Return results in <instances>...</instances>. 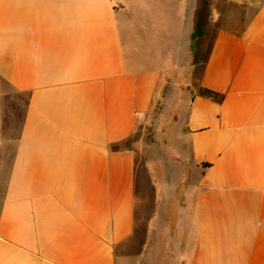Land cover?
<instances>
[{
  "label": "crops",
  "instance_id": "0c3cea01",
  "mask_svg": "<svg viewBox=\"0 0 264 264\" xmlns=\"http://www.w3.org/2000/svg\"><path fill=\"white\" fill-rule=\"evenodd\" d=\"M0 264H264V0H0Z\"/></svg>",
  "mask_w": 264,
  "mask_h": 264
},
{
  "label": "rangeland",
  "instance_id": "374dc122",
  "mask_svg": "<svg viewBox=\"0 0 264 264\" xmlns=\"http://www.w3.org/2000/svg\"><path fill=\"white\" fill-rule=\"evenodd\" d=\"M180 92V90L176 89L174 90V93ZM177 107V103L175 106V101H162L155 104L154 109L149 115V117L145 120V124L141 125L140 128H138V131L136 132L134 138L130 141L129 146L135 147L136 151L140 154V157L142 156V153L144 152V146L150 145L153 146L156 144L158 148L159 154H166V158L171 159H178L179 163L181 164V169L184 171L183 173H186L190 175V179L196 180L198 178V172L195 169V164L191 160L190 156V150L189 147L185 145H181L180 143L175 141V138L179 135L180 130V123L181 120H183L182 114L179 111H175L172 113ZM179 112V113H178ZM172 115L173 120V131L171 129V138L172 141L171 146L169 144H166V150H163V141L164 137H166L165 132H161L163 127L165 126V120L167 116ZM181 114V115H180ZM170 137V133H169ZM181 145V146H180ZM164 156V155H162ZM158 162L157 164L160 165V168H162L164 159L163 157H159L156 159ZM140 170L141 172H145V167L142 165V161H140ZM190 181V182H194Z\"/></svg>",
  "mask_w": 264,
  "mask_h": 264
},
{
  "label": "trees",
  "instance_id": "16d2710c",
  "mask_svg": "<svg viewBox=\"0 0 264 264\" xmlns=\"http://www.w3.org/2000/svg\"><path fill=\"white\" fill-rule=\"evenodd\" d=\"M203 94L205 95H209V96H213V97H216V98H219V99H222L223 98V94L222 93H218V92H215L213 90H210V89H207V88H204L202 90ZM204 166H208L209 164L207 163H203Z\"/></svg>",
  "mask_w": 264,
  "mask_h": 264
}]
</instances>
